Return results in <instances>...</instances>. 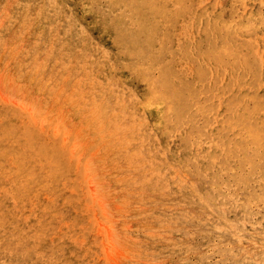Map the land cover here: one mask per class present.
I'll use <instances>...</instances> for the list:
<instances>
[{
	"label": "rangeland",
	"instance_id": "1",
	"mask_svg": "<svg viewBox=\"0 0 264 264\" xmlns=\"http://www.w3.org/2000/svg\"><path fill=\"white\" fill-rule=\"evenodd\" d=\"M0 264H264V0H0Z\"/></svg>",
	"mask_w": 264,
	"mask_h": 264
},
{
	"label": "bare ground",
	"instance_id": "2",
	"mask_svg": "<svg viewBox=\"0 0 264 264\" xmlns=\"http://www.w3.org/2000/svg\"><path fill=\"white\" fill-rule=\"evenodd\" d=\"M145 5V4H144ZM157 8V7H156ZM158 11V10H157ZM149 17V16H148ZM139 74V73H138ZM199 76V75H198ZM172 78V76H171ZM197 79V78H196ZM175 81V80H174ZM85 89V88H84ZM168 91V90H167ZM166 91V92H167ZM170 91V90H169ZM158 93V92H157ZM148 95V94H147ZM145 96V95H144ZM146 103L150 106H153L154 104H157L160 107V111H159V118L157 119V124L160 123L161 119H163L164 116V103L162 101V99L157 98V96H148L147 99H145ZM169 101V100H168ZM161 127V126H160Z\"/></svg>",
	"mask_w": 264,
	"mask_h": 264
}]
</instances>
